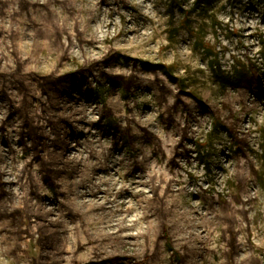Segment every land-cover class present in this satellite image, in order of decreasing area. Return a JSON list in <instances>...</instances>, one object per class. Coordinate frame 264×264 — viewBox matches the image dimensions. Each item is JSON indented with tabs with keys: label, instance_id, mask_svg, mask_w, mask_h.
I'll return each mask as SVG.
<instances>
[{
	"label": "rangeland",
	"instance_id": "rangeland-1",
	"mask_svg": "<svg viewBox=\"0 0 264 264\" xmlns=\"http://www.w3.org/2000/svg\"><path fill=\"white\" fill-rule=\"evenodd\" d=\"M0 264H264V0H0Z\"/></svg>",
	"mask_w": 264,
	"mask_h": 264
},
{
	"label": "trees",
	"instance_id": "trees-1",
	"mask_svg": "<svg viewBox=\"0 0 264 264\" xmlns=\"http://www.w3.org/2000/svg\"><path fill=\"white\" fill-rule=\"evenodd\" d=\"M88 69V68H87ZM90 72V69L88 70ZM77 73L79 75H77ZM167 73V72H166ZM86 69L85 68H79L76 73L73 74L71 77V74L60 76L54 78L52 81L51 87H46V85H49V79L48 77H42L43 83L46 85L44 86L47 89H44V92L46 95H49V98H51L52 94H62L68 91L69 88L72 87V84L74 80L77 81V85L85 79ZM69 76V77H68ZM71 78V79H70ZM72 83V84H71ZM21 116H24L25 119H23L20 137L22 140H26V138H29L30 143V149H32V157H34L35 160H37V165L39 166V171L41 173V177L44 181L49 182L50 180L55 181L57 177L62 175V173L65 171L64 163H63V155L65 145L61 138V134L59 131L55 130L56 126L53 124L52 117H46L47 119V125L51 128L52 137L48 134L46 139L50 140V147L46 144V139L42 136H38L37 134L41 133L39 131L38 126L29 127L27 124H29L28 121H26V117L28 118V115L25 113L21 114ZM26 116V117H25ZM31 125V124H30ZM32 130H31V129ZM145 136L148 138H154V135L152 133H149L146 130H143ZM37 133V134H35ZM42 135V134H41ZM43 140V141H42ZM61 143V145H59ZM41 151H46V153L42 154ZM49 164V165H48ZM52 181V182H53Z\"/></svg>",
	"mask_w": 264,
	"mask_h": 264
},
{
	"label": "bare ground",
	"instance_id": "bare-ground-1",
	"mask_svg": "<svg viewBox=\"0 0 264 264\" xmlns=\"http://www.w3.org/2000/svg\"><path fill=\"white\" fill-rule=\"evenodd\" d=\"M7 110H8V113H12L10 108H8Z\"/></svg>",
	"mask_w": 264,
	"mask_h": 264
}]
</instances>
